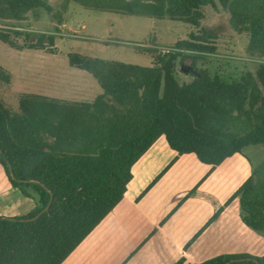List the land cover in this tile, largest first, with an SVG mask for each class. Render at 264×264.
<instances>
[{
  "label": "trees",
  "instance_id": "1",
  "mask_svg": "<svg viewBox=\"0 0 264 264\" xmlns=\"http://www.w3.org/2000/svg\"><path fill=\"white\" fill-rule=\"evenodd\" d=\"M49 1L0 0V19L38 18L53 11ZM216 1L231 14L232 28L249 37L248 56L264 59V0H65L62 9L74 3L92 12L200 27L203 9ZM200 31L159 53L153 67L72 56L71 65L103 88L91 102L25 94L15 109L0 94V163L11 184L36 201L26 216L0 217V264L64 263L123 200L133 166L162 136L179 156L195 154L212 169L245 155L252 174L226 206L238 199L243 223L264 236V159L255 165L246 154L264 146V63L232 82L197 70L196 63L217 49L212 32ZM0 40L12 44L8 34L0 33ZM179 58L193 61L189 83L177 79ZM9 82L0 68V87ZM202 194L195 188L186 199ZM175 264H264V256L224 254L202 263L182 257Z\"/></svg>",
  "mask_w": 264,
  "mask_h": 264
},
{
  "label": "crops",
  "instance_id": "2",
  "mask_svg": "<svg viewBox=\"0 0 264 264\" xmlns=\"http://www.w3.org/2000/svg\"><path fill=\"white\" fill-rule=\"evenodd\" d=\"M132 174L123 200L62 264H175L182 257L202 263L224 254L264 256V236L243 223L239 200L226 206L252 174L245 155L237 153L212 169L195 154L179 156L162 136ZM195 188L214 197L218 206L202 196L186 199ZM35 208L36 201L11 184L0 163V217L26 216Z\"/></svg>",
  "mask_w": 264,
  "mask_h": 264
},
{
  "label": "rangeland",
  "instance_id": "3",
  "mask_svg": "<svg viewBox=\"0 0 264 264\" xmlns=\"http://www.w3.org/2000/svg\"><path fill=\"white\" fill-rule=\"evenodd\" d=\"M64 2L50 0L53 11H41L38 18L28 15L22 21L0 19V33L8 34L12 41L0 40V68L10 79L0 87V94L7 105L18 108L25 94L91 102L103 93V88L92 74L71 65L72 56L153 67L159 53L176 50L178 43L200 33L203 27L214 35L217 49L196 63L197 70H207L232 82L264 63V59L248 56L249 37L232 28L231 14L219 1L203 9L205 17L200 27L180 21L92 12L74 3L63 13ZM58 18L62 23H57ZM41 41L44 48L38 49ZM192 62L177 60L175 72L180 84L193 80L190 72L183 71L193 67ZM246 154L257 165L264 159V146L250 147Z\"/></svg>",
  "mask_w": 264,
  "mask_h": 264
},
{
  "label": "water",
  "instance_id": "4",
  "mask_svg": "<svg viewBox=\"0 0 264 264\" xmlns=\"http://www.w3.org/2000/svg\"><path fill=\"white\" fill-rule=\"evenodd\" d=\"M183 71H186V72H193V73H195L196 71H195V69L193 68V67H190V68H188V69H183ZM202 197H204V198H206V199H208V200H210L214 205H216V206H218V202L214 199V197H212V196H210V195H208V194H202ZM51 205V203L49 204V206ZM48 206V207H49ZM48 209V208H47ZM46 209V210H47ZM46 210H44V211H46Z\"/></svg>",
  "mask_w": 264,
  "mask_h": 264
}]
</instances>
